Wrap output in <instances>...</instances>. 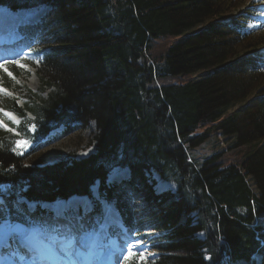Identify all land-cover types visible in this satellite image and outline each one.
Masks as SVG:
<instances>
[{
    "label": "trees",
    "instance_id": "16d2710c",
    "mask_svg": "<svg viewBox=\"0 0 264 264\" xmlns=\"http://www.w3.org/2000/svg\"><path fill=\"white\" fill-rule=\"evenodd\" d=\"M28 1L51 4L65 34L38 72L55 90L27 110L39 129L69 113L84 126L94 120L96 149L26 167L0 128V184L51 201L128 165L133 181L144 179L145 220L167 232L164 254L149 264H231L252 254L264 264V0ZM208 142L212 150L196 158L192 150ZM151 170L177 192L148 194Z\"/></svg>",
    "mask_w": 264,
    "mask_h": 264
},
{
    "label": "rangeland",
    "instance_id": "374dc122",
    "mask_svg": "<svg viewBox=\"0 0 264 264\" xmlns=\"http://www.w3.org/2000/svg\"><path fill=\"white\" fill-rule=\"evenodd\" d=\"M45 6L46 7L41 6V8L48 11V9H49L48 6L47 5H45ZM0 9L2 11L5 10V13L3 12V15H1V16H3V18H4L6 15H8L9 21L14 22L15 20L21 19V17H22V16L19 17L20 13H10L9 10H7L6 8H2V7H0ZM244 9H245V6L238 7V8H235L233 10V12L240 13ZM49 11H50V9H49ZM46 22L49 23L50 20L45 18L44 23H46ZM56 36H59V35H56ZM157 53L158 52L155 51V54H152V55L155 56ZM12 66H14V65H12ZM24 70L27 72L23 71V72H19V74H17V75H13L15 77V79H12L8 76L9 81L12 80V85L10 87V91L14 95H16L17 97L21 96L23 99H25L24 97H27V99L29 101L34 100V101H37V103L41 104L43 99L49 98L48 94H49L50 90L47 89L45 91V93H42V94L40 92L41 98L38 99L36 94L39 93V90H40L42 85H41L40 79L38 78L36 69L31 67L30 69L25 68ZM6 82L7 81H5V76L0 75V87L4 88V86L6 85ZM7 92H8V89H7ZM0 95L3 97H8V95L6 96L2 93H0ZM73 126H75V125H73ZM96 132H97V126H96V123L94 120L88 121V123L85 126L81 125V124H77L76 127H74L69 133L64 134L63 136L45 144L40 149V151L35 152V153H30L27 157L28 162L25 165H26V167H27V165H28V167L29 166L31 167L34 165L45 167L48 165L53 166V165L58 164L62 161L86 158L95 152L96 148H95V143H94L93 139H94ZM221 139H223V137H221ZM211 145L212 144L209 142H208V144H202L201 146L197 147L195 150H192V154L196 158L202 160L204 155L208 154L212 150ZM238 149H240L241 151H244L246 149V147L241 146ZM233 152L234 151H231L228 154L230 160H234V161H242L243 160L244 154H242L241 152L238 153L239 151H237V153H233ZM224 159H227V155H225ZM111 174H112L111 177L109 176L110 180L113 179L115 182L118 181L119 185H121V183H120L121 177L128 175L126 168L115 169L114 172ZM145 176H146V178H148V180L145 182V184H148L155 194H160V193L165 192V191L166 192L176 191V186L172 182H169V181L162 179L161 175H159L154 170L146 171ZM149 176H151V178ZM110 180L106 184V186L108 188L113 187L112 182H114V181L113 180L110 181ZM143 187H144V185H140V190H143ZM158 187H159V190H158ZM147 188H149V187H147ZM129 189H131V191L126 189V191H127L126 193L129 194V193L133 192L132 196L136 197L135 202L138 206V208H137L138 211L139 212L148 211L149 206L145 205V201H143L141 198V193L138 190H135L133 188H129ZM112 194L119 196L120 192H119V190H117L115 188L112 191ZM127 194L123 195L122 197L126 198L128 196ZM73 201H77V200L76 199L71 200L70 202H68V205H74L76 202H73ZM112 201L116 205L119 202L118 200H112ZM23 203L31 211L34 209V207L36 205L35 203H28V202H23ZM82 204L86 208H88V207L92 208L91 205L88 206L89 205L88 201H84V202H82ZM38 206H41L42 208L47 210V209H51V206H53V204L50 202H46L43 204L41 203ZM65 207H69V206H65ZM80 208L85 213L92 211V210L84 211L83 207H80ZM69 212H70V214H73L72 210H69ZM262 217H264V214L262 215ZM151 222L152 223L150 224V227L145 231V233L142 236V237H144V240L143 241L140 240V241H142V243H137L136 249H135V251L137 252L138 255L140 252H143L146 256V262H141V263H148L149 261H151L155 258L157 259L158 255L160 256V254L162 253V251L156 249V246L161 242V240H159V239L161 238L160 236L163 235L162 234L163 232H159L158 230H154V229L151 230L153 227L158 225L157 222L154 220V218H152ZM263 224H264V221H263L262 225ZM130 236L132 237L133 235L130 234ZM197 236L200 238L205 237V235L202 232H198ZM100 238L101 237L98 235L97 239H100ZM120 239L121 238L118 237L117 240L120 241ZM122 243H123L122 246H125L124 245L125 241H123ZM122 243H120V244H122ZM127 244H129V243H127ZM32 246L35 247L36 245H32ZM151 254H154V255H151ZM97 256L99 257V261L101 262L102 259L105 258V253H100V255L98 254ZM120 258H122V256ZM133 260L130 262L131 264H134ZM259 262H260L259 257H256V258L253 257L250 260L247 259L245 261L235 262L233 264H259ZM117 264H118V261H117Z\"/></svg>",
    "mask_w": 264,
    "mask_h": 264
},
{
    "label": "snow or ice",
    "instance_id": "6c2138e0",
    "mask_svg": "<svg viewBox=\"0 0 264 264\" xmlns=\"http://www.w3.org/2000/svg\"><path fill=\"white\" fill-rule=\"evenodd\" d=\"M40 11H42V9H36L33 11L32 15L35 16ZM36 62L39 63L40 61L37 60ZM9 64H14L20 68H26V66L21 62V59L0 60V70L4 71L12 79H15V77L10 71H8L7 65ZM0 93L6 96L11 95L3 87H0ZM2 111L3 110L0 109V112ZM4 115H6L14 123H19V121H16L10 113L4 112ZM0 128H7L3 121H0ZM30 131H35L34 125L30 129ZM14 143L15 147L13 148V151H19V154L21 155L23 154V151H26L27 148L31 146V141L26 139H17L14 141ZM6 187L7 186L0 184V191L5 190ZM17 211H19L18 208ZM9 225L13 226L14 228L18 226L17 222L14 221V218L11 214V209H9L5 205L3 199H0V264H4L5 261H9L12 256L16 257L18 264L19 262H23L26 258L32 260L47 259L46 257L31 255V253L33 252V249L31 248L22 250L17 247L14 251L11 252V254H7L6 250L11 247L9 241L13 240L17 236V233L15 231L6 235L2 232L3 228ZM137 243H142V241H137L135 243L125 245L124 249L121 250L122 258H118V264H130L133 259H138L139 262H146L145 254L143 252H140L138 255L135 251ZM53 246L56 259L60 262V264H85V262L89 259L84 255V252L82 250L83 246L79 243L75 236H72L70 240L67 238L58 239L54 242ZM111 255L116 256L117 251L115 249L111 250Z\"/></svg>",
    "mask_w": 264,
    "mask_h": 264
},
{
    "label": "bare ground",
    "instance_id": "6f19581e",
    "mask_svg": "<svg viewBox=\"0 0 264 264\" xmlns=\"http://www.w3.org/2000/svg\"><path fill=\"white\" fill-rule=\"evenodd\" d=\"M3 12L5 13V10L4 11H2L1 9H0V26H1V24L5 21V20H7V22L8 23H14V22H17V21H19L20 19H18V20H15L14 22H12V21H9V19H8V15H6L4 18H3V16H1V15H3ZM22 16V17H21ZM19 17H21V18H23L24 17V14H19ZM18 17V18H19ZM3 19V20H2ZM6 41V40H5ZM1 44H3V43H1ZM73 202H76V201H73ZM113 223H115V222H119L118 221V218H115L113 221H112ZM106 224L103 226V227H101V233H105V228L104 227H106L110 222L108 221V219L106 220V222H105ZM29 232H30V237L31 238H35V237H42L37 231H36V229L35 228H30V230H29ZM99 234H94V235H92V236H89V238L85 241V246L89 249V250H91V249H94L95 247H96V241H97V236H98ZM52 240H54V239H52ZM32 247H34V246H32ZM36 248L38 247V246H35ZM48 254L51 256V259H52V262L53 263H56V256H55V254H52L50 251L48 252ZM84 255L85 256H87V257H92L93 256V254H92V252H88V253H84ZM108 256H109V258H108ZM107 256V262H105L104 264H110V262H111V260H112V255H111V253H109V255Z\"/></svg>",
    "mask_w": 264,
    "mask_h": 264
}]
</instances>
